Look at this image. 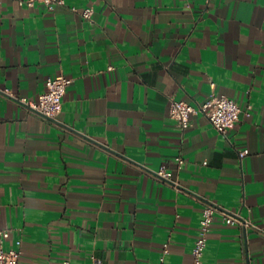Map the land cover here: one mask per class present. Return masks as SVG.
<instances>
[{"label":"crops","instance_id":"crops-1","mask_svg":"<svg viewBox=\"0 0 264 264\" xmlns=\"http://www.w3.org/2000/svg\"><path fill=\"white\" fill-rule=\"evenodd\" d=\"M65 1L1 4L4 248L19 264H190L206 202L264 227V0ZM57 74L73 81L44 118L23 99ZM212 93L237 102L235 127L199 111L181 130L171 100ZM202 264H264V235L217 215Z\"/></svg>","mask_w":264,"mask_h":264},{"label":"built area","instance_id":"built-area-1","mask_svg":"<svg viewBox=\"0 0 264 264\" xmlns=\"http://www.w3.org/2000/svg\"><path fill=\"white\" fill-rule=\"evenodd\" d=\"M2 2L3 0H0V17ZM36 2L43 3L50 9L66 4L65 0H26V3L30 6H33ZM71 9L80 13L86 20L93 21L94 7L89 6L82 10H78L76 6H71ZM72 81L71 77L64 74L50 76L46 80V89L39 94L37 100L29 101L23 99V102L28 104L30 108L40 116L56 119L62 111L63 98ZM212 85L214 86V83H212ZM199 111L203 112L213 126L223 134L235 127L241 115V108L234 99L216 93H212L206 101L200 103L198 106L178 99H172L170 102V116L175 120L177 126L181 130H185L191 126L192 116ZM248 153L249 150H244L240 155L244 157ZM176 163L180 167L184 163V158L181 156L176 157ZM153 174L161 180H167L177 185V183L172 180V172L165 167H161L153 172ZM217 215L222 216L227 224L239 225L245 230L252 228L264 235V227L254 222L249 216H245L241 212H231L213 202H206L200 222V234L194 243L192 261L190 264L203 263L208 234L211 230L212 222ZM8 236V231L0 230V264H19L21 251L19 249L7 250L4 248V240ZM90 264H103V262L101 258L95 257Z\"/></svg>","mask_w":264,"mask_h":264}]
</instances>
